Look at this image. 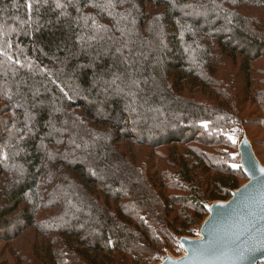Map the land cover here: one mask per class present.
I'll list each match as a JSON object with an SVG mask.
<instances>
[{
	"label": "trees",
	"instance_id": "trees-1",
	"mask_svg": "<svg viewBox=\"0 0 264 264\" xmlns=\"http://www.w3.org/2000/svg\"><path fill=\"white\" fill-rule=\"evenodd\" d=\"M235 128L264 166V0H0V244L158 264L248 181Z\"/></svg>",
	"mask_w": 264,
	"mask_h": 264
},
{
	"label": "water",
	"instance_id": "water-1",
	"mask_svg": "<svg viewBox=\"0 0 264 264\" xmlns=\"http://www.w3.org/2000/svg\"><path fill=\"white\" fill-rule=\"evenodd\" d=\"M239 161L248 181L227 202H214L200 226V238L184 237L182 258L161 264H259L264 262V166L244 134Z\"/></svg>",
	"mask_w": 264,
	"mask_h": 264
},
{
	"label": "rangeland",
	"instance_id": "rangeland-1",
	"mask_svg": "<svg viewBox=\"0 0 264 264\" xmlns=\"http://www.w3.org/2000/svg\"><path fill=\"white\" fill-rule=\"evenodd\" d=\"M191 89L192 88L185 86L184 91L187 92L188 90H191ZM191 93H195V92H191ZM252 98L253 97L250 98V101H253ZM250 104L253 107V104L252 103ZM250 104H247L246 106L247 108L244 111L245 114H249L253 110ZM248 130L255 137L262 136L261 133H259L260 131L255 128H249ZM244 134L245 133L243 132V130L239 128L233 129L232 132L229 134V137L232 139V141L237 143V149H238V144L241 142V139ZM238 155H239V152H238ZM261 160L262 161L264 160V154H261ZM51 186L53 187L54 185H51ZM4 187H6V185ZM211 205L212 203L208 205V208H210ZM46 212L47 211L44 212V210H40L39 211L40 215L38 217H41V215L42 216L46 215L47 214ZM41 220L43 219L38 218L35 220V223H38ZM199 229L197 230L196 239L200 238ZM35 231L33 229H27V230L23 229L21 234L18 235V237L15 239V242L12 241L11 244H7V245L0 244V264H39V259H35V258H38L37 256L41 255L40 248L45 246L48 238L42 237L41 233H38L37 231L35 233ZM176 253H177L176 255L167 254L160 260L158 264H161L167 257H174L176 259L182 258L185 255L184 248L180 245V247L176 249Z\"/></svg>",
	"mask_w": 264,
	"mask_h": 264
},
{
	"label": "snow or ice",
	"instance_id": "snow-or-ice-1",
	"mask_svg": "<svg viewBox=\"0 0 264 264\" xmlns=\"http://www.w3.org/2000/svg\"><path fill=\"white\" fill-rule=\"evenodd\" d=\"M31 7H32V5H31V3H29V4H28V8H29V10H31ZM57 7H60V5L57 4ZM233 167H236V165H233Z\"/></svg>",
	"mask_w": 264,
	"mask_h": 264
}]
</instances>
